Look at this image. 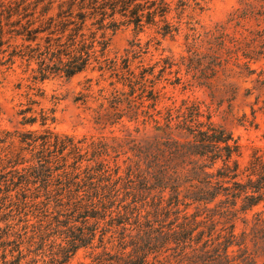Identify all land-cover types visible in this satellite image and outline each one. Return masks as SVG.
I'll return each mask as SVG.
<instances>
[{
  "label": "trees",
  "instance_id": "obj_1",
  "mask_svg": "<svg viewBox=\"0 0 264 264\" xmlns=\"http://www.w3.org/2000/svg\"><path fill=\"white\" fill-rule=\"evenodd\" d=\"M206 2L0 0V85L25 99L14 124H0L4 264L8 253L20 264L55 245V264L93 247L102 250L77 264H149L150 255L157 264H264V148L241 164V145L214 120L232 111L235 76L256 74L245 95L264 112V71L251 66L264 57V0H243L212 23L200 18ZM123 26L160 38L110 57ZM166 37H181L185 54L145 64L140 55ZM87 70L99 74L74 101L95 125L124 134L76 138L52 126L59 98L43 106L44 83ZM167 84L203 89L209 102L177 101ZM251 109L243 125L255 123Z\"/></svg>",
  "mask_w": 264,
  "mask_h": 264
},
{
  "label": "rangeland",
  "instance_id": "obj_2",
  "mask_svg": "<svg viewBox=\"0 0 264 264\" xmlns=\"http://www.w3.org/2000/svg\"><path fill=\"white\" fill-rule=\"evenodd\" d=\"M243 0H207L206 8L201 14L200 18L204 23H212L215 21L223 20L227 13L233 8L237 7ZM257 1V0H255ZM260 27L264 28V19L260 20ZM160 38L159 35L154 31V29H147L144 33H136L131 27H121L115 31L110 36V40L107 47V54L110 57L115 55H123L129 50L133 49L131 46L132 42L137 38H140L141 45L145 47V43L151 38ZM131 56V52L129 53ZM185 54V46L183 44V39L180 37L176 41L170 40L168 37L162 40L161 46L156 50L154 46H151L148 53H142L140 59L144 61L145 64L152 65L158 60L160 56L173 55L178 58L180 55ZM138 59H135L134 63ZM253 68H256L257 72L260 70L264 71V57H259L258 61L251 63ZM98 71H84L76 74L70 78L59 77L44 83L43 87L45 89L47 100L43 102V106H49L51 95H56L59 98L57 105L56 117L57 120L54 127L55 131L63 132L67 134L74 135L76 138H81L84 135L99 136L105 135L109 136L111 132L115 134H124L126 131L119 127L101 128L95 125L91 119L90 112L85 109V107L80 102H75L74 98L76 94L82 90L84 85V80L86 77L97 78ZM256 74L251 75L247 78L246 82H243L244 78H238L235 76L233 80V85L237 87V92L235 98L232 100V111L228 114H223L220 116H215L214 120L221 123L229 132L232 133L233 138H235L241 145L242 154L238 158L241 164H245L248 160L252 147H262L264 148V112L261 108L262 103L259 101L256 103L254 95H245V88L253 86V82L256 78ZM106 84V82H102ZM96 89V87H93ZM165 91L167 96L180 101L182 98H196L205 102H209V97L206 92L200 88L183 89L181 85H169L165 86ZM223 89L219 86L216 87V97L215 99H220L223 96ZM25 102V99L19 97L11 90V86L0 85V124L2 126H10L14 124V121L10 123L8 119H12L14 111L17 109V104L19 101ZM226 108V104L223 105ZM253 108L256 112L255 123L249 125L248 122L243 125L241 123L242 115L245 113L249 120L252 119L251 111ZM14 120V119H13ZM133 126H131V129ZM139 137L146 136L144 131H139L137 134ZM262 204L259 205L261 208ZM4 224L0 222V228L3 229ZM239 228V226H238ZM0 235L2 232L0 231ZM13 238V237H12ZM6 237L2 236L0 241L5 240ZM94 246H98L95 242ZM24 247V246H23ZM10 247H7V250ZM57 246H47L46 248L39 250L37 255H27L21 260L20 264H26L30 259L35 258L36 264H55L54 253H56ZM2 248L0 247V264H4L2 261ZM101 247L93 248H80L74 255L70 257L66 264H77L78 262L84 261L89 262L94 258L96 253L101 252ZM26 253L25 249L23 250ZM15 253H8L6 256L7 264H10ZM149 261L151 264L153 261L157 264V257L153 259V255H150ZM163 260H160V263Z\"/></svg>",
  "mask_w": 264,
  "mask_h": 264
}]
</instances>
